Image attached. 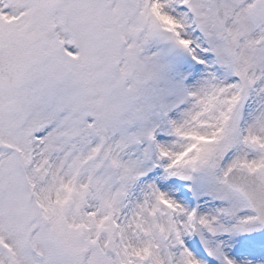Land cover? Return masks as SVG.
Returning a JSON list of instances; mask_svg holds the SVG:
<instances>
[{"label":"snow or ice","instance_id":"1","mask_svg":"<svg viewBox=\"0 0 264 264\" xmlns=\"http://www.w3.org/2000/svg\"><path fill=\"white\" fill-rule=\"evenodd\" d=\"M0 264H264V0H0Z\"/></svg>","mask_w":264,"mask_h":264}]
</instances>
